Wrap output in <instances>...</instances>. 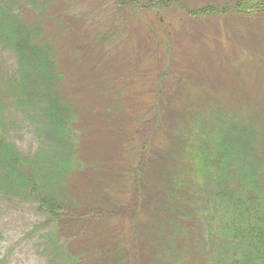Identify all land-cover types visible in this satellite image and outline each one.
<instances>
[{"label":"rangeland","instance_id":"rangeland-1","mask_svg":"<svg viewBox=\"0 0 264 264\" xmlns=\"http://www.w3.org/2000/svg\"><path fill=\"white\" fill-rule=\"evenodd\" d=\"M237 1L0 0V9L51 51L62 77L53 93L69 106L63 139H56L36 101L30 98L29 106L24 98L22 106L15 90L20 57L0 39V124H6V141L25 157L43 152L51 171L71 151L76 154L67 158L71 169L65 171L64 164L54 169L58 173L44 171L42 182L74 213L71 220H50L38 211L35 195L26 200L0 188V264H218L219 251H210L208 217L204 239L200 233L196 240V234L177 238L166 214L151 208L157 204L145 207L135 173L141 154L149 152L156 163L151 161L146 191L157 198L153 201L186 211L192 202L167 192L168 173L195 169L176 162L182 154L174 159L165 154L189 135L226 138L221 118L233 127L227 145L236 155L246 150L242 173L262 175L264 10L220 16L205 11L209 5L225 10ZM168 70L172 78L162 80ZM238 122L255 131L250 145L237 140ZM229 171L226 175L242 177L238 167ZM260 196L264 202V186ZM94 212L105 216L78 215ZM221 218L209 220L212 242L221 241ZM227 261L235 264L232 255Z\"/></svg>","mask_w":264,"mask_h":264},{"label":"trees","instance_id":"trees-1","mask_svg":"<svg viewBox=\"0 0 264 264\" xmlns=\"http://www.w3.org/2000/svg\"><path fill=\"white\" fill-rule=\"evenodd\" d=\"M231 6H226L223 10L220 6L212 7L209 5L205 11L215 14V16L216 14L217 16L223 15L222 12L252 14L264 10V0H239ZM27 29L16 16L13 17L9 11L0 9V39L7 40L9 46L15 49L20 57L22 75L15 85V90L22 97L21 104L25 106L26 101L28 100L29 103L30 98L36 101L44 109L46 116L50 118V124L56 131L55 138L60 140L63 139L62 119L69 120L66 118L69 115V106L63 105L60 97L54 95L53 92L55 85L61 83L62 77L55 69L56 64L53 63L51 51L32 41L36 33ZM169 76L172 78L168 70V72L163 73L162 80ZM178 80L181 83L182 78H178ZM218 120L222 124V133L226 138H221L214 133H206L208 141L196 140L195 137L189 135L182 138L181 142L176 140L165 154V158L170 157L171 159H174L177 153L182 154L183 158L176 157V162L180 161L181 165L190 163L195 169H192L193 173H180L175 168V173H168L170 175L168 180L171 181V184L170 187L167 185V192L173 191L172 198L180 196L181 200L187 199L186 202L188 200L192 202L189 207H186V211L182 207H172L170 201L169 204L165 200L153 201L152 199L157 198L154 196L152 198L148 189L146 191L147 176L153 167L151 161L156 163L155 158H152L149 152H147L148 154H141L142 165L138 167L140 171L137 169L135 173L136 175L139 172L140 176V191L138 192L141 193L144 204H146L145 207H151L150 205L154 203L157 205L151 208H156L166 214L177 238L180 237L181 239V236L184 235L193 237L194 234L200 233L204 239L206 236L203 235L202 223L208 217L205 222L209 228V242L212 243L210 251H219V254L215 255L218 264H227L228 255L233 256L235 264H264V202L260 196L264 186V168L261 169L262 175L259 178L255 174L242 173L243 165L248 159L245 155L246 150L244 152L238 150L239 154L236 155V152L225 141L230 139L233 127L227 120L221 118ZM3 124H0L1 190L8 195L24 197L26 200L35 195V198H38V211L48 214L50 220L58 222L71 220L75 216L74 213L64 209L58 203V198L53 194V191H50L42 182H45L43 180L44 171L58 173L54 169L62 170L64 164L67 166L69 163L67 158L76 155L74 151H71L64 158L62 164L53 166V171H51L52 169H48L50 167L45 165L49 158L43 160L46 157L45 154H42L43 152L33 157H25L13 144L6 141L3 130L6 124H4L5 126ZM235 128H237L239 143L243 142L247 146L250 145L248 142L254 134L257 138L255 131H252L248 126L245 128L241 122H238ZM246 138L247 141H245ZM211 141L213 142L211 143ZM257 162L255 159V164ZM235 167H238V173H241L242 177L226 175L231 168ZM69 169L71 167L67 166L64 170L68 171ZM169 169L170 171L173 170L171 167ZM196 169L199 173L196 172ZM238 184L241 185L239 193L237 191ZM261 185L262 188H260ZM206 193H209L207 197H205ZM213 198L216 200L213 201ZM169 199L171 200V198ZM257 199L261 200L262 204L257 203ZM209 200L210 202H208ZM213 203H215V207L210 209L209 206ZM180 206H183L181 202ZM120 214L119 212L117 215ZM218 214H222L221 241L212 242L214 226L209 220ZM78 215H88L94 220L105 216L99 212ZM199 236L196 234L194 240L198 239ZM209 252L206 255L211 261Z\"/></svg>","mask_w":264,"mask_h":264}]
</instances>
